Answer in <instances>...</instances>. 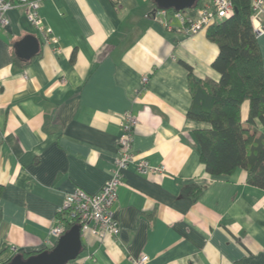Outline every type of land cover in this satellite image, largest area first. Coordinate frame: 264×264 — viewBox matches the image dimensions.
<instances>
[{
    "label": "crops",
    "instance_id": "0c3cea01",
    "mask_svg": "<svg viewBox=\"0 0 264 264\" xmlns=\"http://www.w3.org/2000/svg\"><path fill=\"white\" fill-rule=\"evenodd\" d=\"M158 9L155 0H42L56 46L23 8L8 13L0 31V264L56 246L50 234L65 195L97 194L112 177L128 111L138 119L136 159L165 169L127 168L113 207L118 236L82 232L83 253L69 264H130L143 253L151 264H264V190L243 169L209 174L194 136L204 125L187 117L189 69L219 80V46L206 31H179L176 10L161 18ZM28 36L40 51L25 61L17 44ZM257 43L264 68V34ZM249 109L244 102L243 121ZM256 124L264 132V121ZM191 186L206 189L195 199Z\"/></svg>",
    "mask_w": 264,
    "mask_h": 264
},
{
    "label": "trees",
    "instance_id": "16d2710c",
    "mask_svg": "<svg viewBox=\"0 0 264 264\" xmlns=\"http://www.w3.org/2000/svg\"><path fill=\"white\" fill-rule=\"evenodd\" d=\"M202 1L198 0L191 11L199 8ZM234 3L236 13L232 18L206 30L207 37L219 46L213 68L220 79H196L189 69L192 102L187 117L204 125L194 131V136L209 174L231 176L243 169L247 183L264 190V132L256 124L257 120L264 121L263 61L251 21V2ZM246 101L250 104L249 117L243 121L241 108ZM189 189L196 199L206 187ZM3 191L0 185V200ZM20 251L24 259L38 253Z\"/></svg>",
    "mask_w": 264,
    "mask_h": 264
},
{
    "label": "built area",
    "instance_id": "2783aa9c",
    "mask_svg": "<svg viewBox=\"0 0 264 264\" xmlns=\"http://www.w3.org/2000/svg\"><path fill=\"white\" fill-rule=\"evenodd\" d=\"M251 21L256 37L264 34V0H250ZM42 0H0V31L10 21L8 13L18 7L23 8L24 14L34 28L41 34L44 41L54 46L58 40L51 27L47 26L40 16ZM168 10H156L155 17L165 18ZM236 13L234 0L205 1L196 10L174 11L173 17L179 21V31L187 36L206 31L210 26L232 18ZM169 29H174L166 22ZM149 77L143 78L147 84ZM138 119L128 111L122 116L120 123L121 134L118 144V156L112 177L97 194H90L81 188L67 193L58 209L57 224L51 230V237L59 240L70 230V225H80L82 232L90 231L98 238L118 236L119 223L115 218L113 207L118 199L119 188L123 185L124 171L134 166L141 175H149L164 171V167L153 166L147 160L138 161L133 150L134 132ZM74 225V226H75ZM130 264H151V258L143 253L139 257L130 258Z\"/></svg>",
    "mask_w": 264,
    "mask_h": 264
},
{
    "label": "water",
    "instance_id": "95a60500",
    "mask_svg": "<svg viewBox=\"0 0 264 264\" xmlns=\"http://www.w3.org/2000/svg\"><path fill=\"white\" fill-rule=\"evenodd\" d=\"M198 0H155L160 10L185 11L196 6ZM40 43L34 36H28L17 44V56L22 60H31L39 54ZM82 228L73 226L57 241L50 250L38 252L24 259L16 254L8 264H69L83 253Z\"/></svg>",
    "mask_w": 264,
    "mask_h": 264
}]
</instances>
